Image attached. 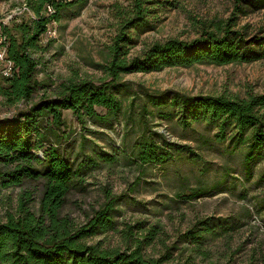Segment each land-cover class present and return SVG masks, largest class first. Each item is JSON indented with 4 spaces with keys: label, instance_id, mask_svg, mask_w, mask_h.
<instances>
[{
    "label": "trees",
    "instance_id": "16d2710c",
    "mask_svg": "<svg viewBox=\"0 0 264 264\" xmlns=\"http://www.w3.org/2000/svg\"><path fill=\"white\" fill-rule=\"evenodd\" d=\"M24 1L35 18L22 15L19 21L13 19L2 28L13 74L0 78V108L14 109V113L0 116V201L4 190L20 188V192L16 205L5 212L0 223V264H167L168 254L154 258L144 253V247L156 236L151 229L140 237L133 234L134 227L123 229L124 248L88 243L89 238L116 230L117 200L108 192L105 202L87 214L82 225H76L65 212L68 196L87 191L84 176L98 164L85 152H68L75 138L64 112L70 111L82 129L87 123L110 127L123 114L118 94L128 87L124 75L195 64L226 66L264 60V34L249 36L244 26L237 28L238 16L263 9L264 0H237L224 21L202 23L200 37L153 43L141 54L130 56L129 49L139 38L137 31L150 24L153 6H175V0H131L129 8L118 13L121 25L109 47L110 60L101 67L104 76L96 81L65 80L58 85L55 96L43 93L35 101L32 99L40 86L35 53L41 51L40 37L49 21L41 15L44 6H54L52 18L58 21L61 11L77 4L83 6L86 0ZM148 99L157 118L176 119L184 129L202 124L213 132L211 142L226 144L233 150L243 148L242 162L248 172L264 158V93H247L241 98L165 91L159 97L149 95ZM20 103L25 107L18 108ZM141 130L133 148L141 166L164 164L180 151L193 154L188 146L170 143L164 134L148 129L147 123H141ZM103 157L105 162L113 160ZM214 225L212 220L198 221L184 233L185 240H194L189 253L170 264H200L196 258L207 255L201 245L207 235L215 232Z\"/></svg>",
    "mask_w": 264,
    "mask_h": 264
},
{
    "label": "rangeland",
    "instance_id": "374dc122",
    "mask_svg": "<svg viewBox=\"0 0 264 264\" xmlns=\"http://www.w3.org/2000/svg\"><path fill=\"white\" fill-rule=\"evenodd\" d=\"M20 3L21 0H0V17L12 15ZM130 3L131 0H86L83 6L77 4L61 11L55 37L40 41L41 51L35 53L39 59L36 72L40 86L32 100L43 93L55 96L58 85L68 79L102 78L101 67L110 60L109 47L121 25L118 13L129 8ZM174 3V7L153 6L148 17L150 24L137 31L139 38L130 47V56L141 54L153 43L200 37L202 23L224 21L238 1ZM238 17L237 28L244 26L249 36L264 34V8ZM123 81L128 86L118 94L123 114L110 127L87 123L82 129L70 111L64 112L75 138L69 143L68 152H85L98 164V168L84 176L87 191L68 196L65 212L76 225H82L86 215L105 202L107 192L117 200L116 230L89 238L88 243L124 248L123 229L134 227L132 231L137 237L147 235L151 229L156 236L144 247L145 255L158 258L168 254L170 264L183 260L189 253L194 240H185L183 234L198 221L212 220L215 232L207 235L201 245L207 255L197 257V263L264 264V158L257 160L248 172L242 162L243 148L233 150L226 144L211 142L213 132L202 124L184 129L176 119L157 118L148 99L149 95L159 97L165 91L189 96L259 95L264 93V60L129 73ZM18 105L20 109L25 107ZM12 113L14 109L0 108L1 117ZM141 123L164 134L170 143L188 146L193 154L180 151L164 164L141 166L133 154L135 141L142 135ZM106 155L112 162L101 158ZM19 192L20 188L3 191L0 223L5 212L16 205Z\"/></svg>",
    "mask_w": 264,
    "mask_h": 264
},
{
    "label": "built area",
    "instance_id": "2783aa9c",
    "mask_svg": "<svg viewBox=\"0 0 264 264\" xmlns=\"http://www.w3.org/2000/svg\"><path fill=\"white\" fill-rule=\"evenodd\" d=\"M53 1L57 3H61V2H70L72 0H53ZM44 7L45 8L41 13V15H43L44 17H48L49 21L47 22L45 32L41 35L42 40L40 39V41L42 42L55 37L57 32V28H56L57 23L52 18L55 15L54 6L50 4H46ZM22 15H25L28 18H32V19L35 18V15L32 12L31 8L27 6L24 0H21L19 6L12 11V15H8L4 18L0 17V78H8L11 77L13 74L12 73L13 64L6 57L7 41L5 40L4 35L2 34V28L5 26H9V22L13 19L19 21Z\"/></svg>",
    "mask_w": 264,
    "mask_h": 264
}]
</instances>
